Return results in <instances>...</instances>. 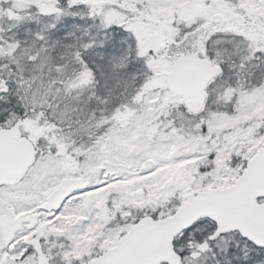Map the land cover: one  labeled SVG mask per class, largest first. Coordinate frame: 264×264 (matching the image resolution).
I'll return each mask as SVG.
<instances>
[{"label":"snow or ice","instance_id":"snow-or-ice-1","mask_svg":"<svg viewBox=\"0 0 264 264\" xmlns=\"http://www.w3.org/2000/svg\"><path fill=\"white\" fill-rule=\"evenodd\" d=\"M0 264H264V0H0Z\"/></svg>","mask_w":264,"mask_h":264}]
</instances>
